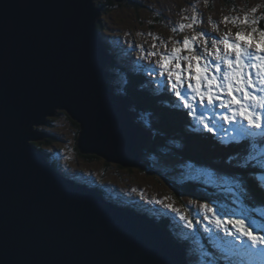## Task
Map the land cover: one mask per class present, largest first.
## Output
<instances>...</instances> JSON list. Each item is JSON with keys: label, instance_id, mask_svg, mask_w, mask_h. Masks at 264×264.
<instances>
[{"label": "water", "instance_id": "95a60500", "mask_svg": "<svg viewBox=\"0 0 264 264\" xmlns=\"http://www.w3.org/2000/svg\"><path fill=\"white\" fill-rule=\"evenodd\" d=\"M98 0H0V264H188L157 224L74 181L32 145L64 113L75 147L140 166L150 132L115 92ZM123 4L126 0H113Z\"/></svg>", "mask_w": 264, "mask_h": 264}, {"label": "trees", "instance_id": "16d2710c", "mask_svg": "<svg viewBox=\"0 0 264 264\" xmlns=\"http://www.w3.org/2000/svg\"><path fill=\"white\" fill-rule=\"evenodd\" d=\"M140 2L141 1L137 0H128L125 3L127 4L126 6L130 7L137 5L136 7L146 6L148 8V5L143 3L140 4ZM97 5L104 9V16L109 14L115 6H123L115 3L113 0H98ZM157 17L158 16L155 15L154 18ZM103 19L102 17L97 24V30L104 41L110 45L109 43L111 41L113 42V40H116V36L112 34L107 35L105 33L107 32V27L106 24L103 23ZM238 28L239 27L235 29L244 31L243 26ZM108 45L107 48H109ZM128 50L127 47L123 48L118 54L113 56V61L108 65V70L111 72L109 80L115 85L119 94L132 97L134 101L132 109L136 112V115H145L144 117L147 119V122H145L144 125L153 134L150 148H148L147 152L141 153V170L154 173L156 167L151 161V157L158 158L161 155L176 157L177 160L186 161L192 165H198L209 171L213 178H225L227 182L232 183V192L235 195V200L230 202V198L224 191L212 188L210 182L205 181L200 176L177 175L173 178L162 177L161 181L169 190L170 196L175 199L174 201L185 206L182 199L186 195L200 199L202 204H208L215 200L217 204L215 207L224 210V215H230L236 212V217L238 216V218L246 220V222L254 228L264 229V137H257L259 138L257 140H252L250 138L233 140L218 136L216 132L210 133L205 130L202 131L203 128H201L202 130L200 131L202 132L199 134L188 132L186 124H193L194 128L198 126L195 125L192 117L187 115V109L184 110L174 103L176 99L175 96L173 98V96L166 91L159 93L158 90L155 96V89L153 90L150 79L144 70V68H148L150 64L146 61L140 62V60H138V63L134 61L129 68L120 63L122 61L119 60L126 55V53L123 54V52H128ZM129 61H131V59H129ZM117 78H121L126 82L125 85H117V83H115V79ZM152 93L154 95H152ZM161 102H168V104L175 105L177 108L169 109L166 106L163 107ZM61 114L63 113H58L56 117L61 116ZM64 116L68 119L66 114H64ZM56 117L48 119L47 125L49 127L54 126V122L57 119ZM70 122L78 128L77 123L72 120ZM48 133V138L41 142H33L32 145L42 150L48 160L58 169H61L62 164L59 157L54 152L44 148L45 145L49 146L51 143L53 144L58 140L53 133ZM76 152L78 153L77 150ZM79 156L88 160L96 159L93 155L79 154ZM80 172L82 171L80 170ZM73 174L77 177L90 180V177H87L85 174L82 175L78 172ZM99 187L100 193L108 194L109 187L107 185L102 184ZM227 191L228 190H226V192ZM225 199L226 206L223 204ZM136 208L133 209L137 210ZM156 208H158V206ZM168 210L171 211L170 209ZM206 214L203 215L200 209L197 211V218L193 217L196 224L193 230L201 232L202 230L208 229L207 223L203 220ZM226 217L229 218V216ZM162 224L169 225L170 228L176 226L178 229H182L183 226L180 219L173 217H165ZM166 225L161 226L168 227ZM166 231L170 235L173 234L170 230ZM184 243L188 248L193 247L190 241H185ZM211 252L213 253L212 250ZM258 253L259 252L249 253L245 251L241 253V258H248L249 256L251 257V255L260 257ZM255 260L257 259L251 260L250 264H264V260L258 262ZM237 263L238 262L235 264ZM241 263L248 264L247 261Z\"/></svg>", "mask_w": 264, "mask_h": 264}, {"label": "rangeland", "instance_id": "374dc122", "mask_svg": "<svg viewBox=\"0 0 264 264\" xmlns=\"http://www.w3.org/2000/svg\"><path fill=\"white\" fill-rule=\"evenodd\" d=\"M127 1L128 0H126V2ZM137 1H141L140 4L143 3L148 5V8L146 6L136 7L137 5L131 7L126 6L127 4L124 2L121 4L123 6L117 5L109 14L103 15V23H105L107 27V32L105 33L107 35L112 34L116 36V40L113 41L114 46L111 53L114 56L123 48L127 47L129 49L128 52L124 51L123 54L126 53V55L119 61H122V64L129 68L135 61L134 59L146 61L153 67H156L155 62L159 59V55L148 57L146 53L157 51V49L159 52H164L165 45L167 46V50L170 51L173 42H182L185 36L191 37L198 32H203L206 34L205 39L208 42V47L211 48V41L228 33L229 30L233 36L235 32L238 31L235 29L237 27L240 28L243 26L244 32L251 30L252 26L249 25L240 23L233 25L230 22L222 23L221 21L225 16L229 18L239 17L241 19L245 14L249 15V19L264 17V0H227V2L226 0H208L207 3H205V0ZM253 7L257 9L255 13H251ZM194 12L199 18V23L195 24L193 28H185L183 31H172V28L179 23H190V19L184 20L182 17L190 18ZM155 15L158 17L154 18ZM213 24L216 26L215 30ZM256 27L264 29V18L259 20ZM153 36L158 37V39L153 40ZM162 41L163 43H161ZM153 44L157 45V49L152 47ZM195 47L199 52L203 53L204 42L200 41ZM129 59H131V61H129ZM115 82L119 86H123L124 84V81L120 80V78L115 79ZM130 108L134 111L132 106ZM134 115V118H137L136 120H139L141 124L147 122L144 114L136 115L135 112ZM56 118L54 126L49 127L46 125L40 129L45 132H51L57 137L58 140L55 143H51L49 146L45 145L44 148L54 152L60 158L62 170L68 169L69 171L85 174L87 177H90L94 185L105 184L110 187L117 196L123 197L122 194L129 195L134 199L156 203L163 208H167L165 205L170 204L173 209H176L178 213L190 219L193 224L195 221L193 217L197 216L196 213L199 209L203 215L207 213L204 209L200 208L202 201L190 195H186L182 199L186 207L174 201L175 199L170 196L169 190L161 180L162 177L173 178L177 175H184L200 176L205 181L214 182L209 171L198 165H192L186 161H180L177 160L176 157L168 155H161L158 158L151 157V161L156 167L154 173L142 171L140 166L125 168L115 163H107L100 157H96V159L94 158L93 160L85 159L79 156L75 149V139L78 128L70 122L71 120L69 118L67 119L64 116V113ZM241 122L246 124L244 121ZM218 130L221 132L224 131L219 127ZM226 134H228V132H226ZM147 150L148 148H144L142 152H147ZM80 170L82 172H80ZM222 183L223 180L220 181V184ZM207 205L215 209L217 216H220V214L224 212V210H220L218 213L212 201ZM206 216H208L206 220H211L213 221L211 224H215L212 213H207ZM226 216L235 217L234 214H228L224 215L222 220L229 219ZM184 222L186 223V221ZM226 228L230 229L229 224H226ZM200 255V253L196 252L195 256H193L195 263L199 262L198 256Z\"/></svg>", "mask_w": 264, "mask_h": 264}, {"label": "snow or ice", "instance_id": "6c2138e0", "mask_svg": "<svg viewBox=\"0 0 264 264\" xmlns=\"http://www.w3.org/2000/svg\"><path fill=\"white\" fill-rule=\"evenodd\" d=\"M256 11V7L251 9V13ZM261 18L264 17L249 19L248 14L242 19L223 17L222 23L249 25L252 26L251 30L236 31L234 36L229 30L213 39L211 48L205 39L206 34L198 32L191 37L185 36L182 42L174 41L170 51L165 45V51L159 52L157 45L153 44L152 47L157 51L146 53L148 57L159 55L156 67L151 69L152 74L158 72L159 77L164 78L158 82L166 85V90L175 96L174 103L187 109V115L192 117L195 125L207 132L214 133L217 127L223 130V125H229L235 134L233 140L239 137L252 140L264 137V29L256 27ZM182 19H190L191 22L179 23L172 28L173 32L193 28L199 23L195 12L190 18ZM215 27L213 24L214 30ZM156 39L158 37L153 36V40ZM200 41L204 42L203 53L195 47ZM216 107L224 111L205 115ZM165 207L177 211L170 204ZM200 208L212 213L216 227L245 250L264 249V229L254 228L244 219L222 220L216 215L215 209L207 204H201ZM180 219L186 221L187 228L193 227V222L184 215L181 214ZM225 224H230L234 231L224 227ZM245 239L248 244L244 243Z\"/></svg>", "mask_w": 264, "mask_h": 264}, {"label": "bare ground", "instance_id": "6f19581e", "mask_svg": "<svg viewBox=\"0 0 264 264\" xmlns=\"http://www.w3.org/2000/svg\"><path fill=\"white\" fill-rule=\"evenodd\" d=\"M111 55H112V53H111ZM112 61H113V55H112ZM112 61H111V62H112ZM107 68H108V67H107ZM73 180H74V181H77V180H75V179H73ZM77 182H80V181H77ZM129 206H131V205L129 204ZM159 225H160V224H159ZM160 227L163 228L161 225H160Z\"/></svg>", "mask_w": 264, "mask_h": 264}]
</instances>
